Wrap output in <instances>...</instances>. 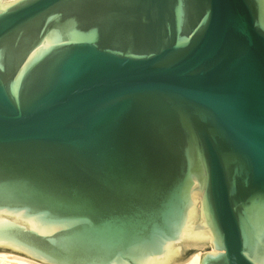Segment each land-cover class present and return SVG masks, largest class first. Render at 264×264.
<instances>
[{
  "label": "water",
  "instance_id": "1",
  "mask_svg": "<svg viewBox=\"0 0 264 264\" xmlns=\"http://www.w3.org/2000/svg\"><path fill=\"white\" fill-rule=\"evenodd\" d=\"M196 254L264 264V0H0V255Z\"/></svg>",
  "mask_w": 264,
  "mask_h": 264
},
{
  "label": "bare ground",
  "instance_id": "2",
  "mask_svg": "<svg viewBox=\"0 0 264 264\" xmlns=\"http://www.w3.org/2000/svg\"><path fill=\"white\" fill-rule=\"evenodd\" d=\"M0 261L3 262H11L14 264H29L27 262L24 261H19V260H14V259H10V258H6L2 255H0ZM184 264H200V257L198 254L194 255L188 262L184 263Z\"/></svg>",
  "mask_w": 264,
  "mask_h": 264
}]
</instances>
